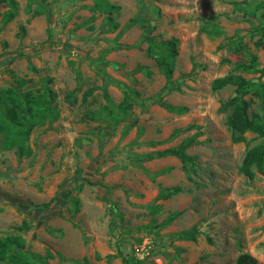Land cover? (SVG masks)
<instances>
[{
    "label": "rangeland",
    "instance_id": "rangeland-1",
    "mask_svg": "<svg viewBox=\"0 0 264 264\" xmlns=\"http://www.w3.org/2000/svg\"><path fill=\"white\" fill-rule=\"evenodd\" d=\"M16 1L8 23L0 2V91L52 90L58 117L33 127L30 155L0 139V239L24 237L32 260L49 264H125L121 255L138 264H239L243 254L264 264V175L242 172L264 136L248 130L235 142L234 109H221L235 86L214 88L231 73L264 81L262 71L234 69L252 53L264 69L256 0H104L120 7L114 12L103 0ZM171 39L178 54L168 79L148 48ZM244 99L251 115L264 114L258 96ZM162 101L189 110L172 113ZM188 138L194 165L151 157ZM174 186L181 191L166 197ZM24 222L28 230L18 228ZM192 227L197 240L179 238Z\"/></svg>",
    "mask_w": 264,
    "mask_h": 264
},
{
    "label": "trees",
    "instance_id": "trees-1",
    "mask_svg": "<svg viewBox=\"0 0 264 264\" xmlns=\"http://www.w3.org/2000/svg\"><path fill=\"white\" fill-rule=\"evenodd\" d=\"M1 1L7 2L9 5V9L3 14V22L8 23L15 18L18 4L16 0H0V2ZM99 4L109 12L118 11L120 9L119 6L104 0L100 1ZM233 4L237 9L244 8L238 2L234 1ZM254 7L256 10L264 11V0H256ZM26 10L31 12L30 7H27ZM1 14L2 13L0 12V15ZM109 20L112 27L115 28L117 26V22H115L112 17H110ZM255 30L262 33L264 29L256 27ZM150 41L151 42L148 48L149 54L156 58L163 74L170 79L174 72V66L171 59L178 54V40L171 39L170 41L162 42L159 45L154 43L152 40ZM240 46V40L234 41L231 49L234 52H238ZM249 56V60H239L235 62V71L241 73H256L258 71H262V74H264V69L259 68L260 63L257 55L252 53ZM11 60H13V57L8 59L7 62H10ZM228 85L235 86V94L230 99L223 102L221 109L223 111L232 107L234 109L233 114L230 115L227 120L229 127L234 132V141H245V132L248 130L257 132L259 135L264 136V114L254 113L251 115L249 113V103L246 99H244L245 95L253 93L260 98L262 103H264V81L260 78L248 79L238 73H231L226 76L219 77L214 81L215 89H222ZM54 99L55 96L52 90L45 91L43 94L39 95H35L31 91H19L14 88H8L4 91H0V103L5 101L8 104V109L5 112L0 110V139L3 137V145L8 149L17 147L19 154L30 155L32 153V149L27 144L33 127L41 121L44 122L46 119L55 120L58 117V112L52 106ZM161 104L169 112L176 114H183L189 110L188 106L174 105L167 101H162ZM129 105V102L126 100V102L119 105V108L122 112H126ZM110 113L116 119L118 118L113 110H110ZM194 143V139L188 138L182 141L179 146L158 151L151 155V157L155 155H175L181 160L185 167L188 165H194L196 163V157L188 154L186 151L187 148ZM242 172L251 179H253L257 173L264 175V143L259 144L247 153L242 165ZM166 191L165 196L169 197L180 192L181 187H169ZM18 228L20 230H28L30 225L24 222ZM198 234L199 231L192 227L190 229L180 231L178 236L183 239L197 240ZM25 247L26 240L24 237L19 235H11L0 239V260L4 262L2 264H49L45 261H33ZM13 248L21 249V251L11 253L10 251ZM48 256L49 258H54V254L51 251L48 252ZM121 256L123 257L125 264H138L137 261L131 258L123 255ZM238 263L259 264L257 259L249 254L241 255ZM73 264H90V262L87 258H85L83 263Z\"/></svg>",
    "mask_w": 264,
    "mask_h": 264
}]
</instances>
